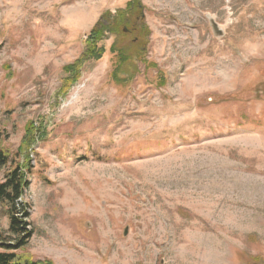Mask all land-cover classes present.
I'll use <instances>...</instances> for the list:
<instances>
[{
    "label": "rangeland",
    "instance_id": "374dc122",
    "mask_svg": "<svg viewBox=\"0 0 264 264\" xmlns=\"http://www.w3.org/2000/svg\"><path fill=\"white\" fill-rule=\"evenodd\" d=\"M0 135L20 254L264 264V0H0Z\"/></svg>",
    "mask_w": 264,
    "mask_h": 264
},
{
    "label": "trees",
    "instance_id": "16d2710c",
    "mask_svg": "<svg viewBox=\"0 0 264 264\" xmlns=\"http://www.w3.org/2000/svg\"><path fill=\"white\" fill-rule=\"evenodd\" d=\"M100 31L101 29L98 25L91 31L89 35L90 40L86 48L87 50L84 51L77 63H79L80 60L83 59L82 57L87 55V53L89 54L96 50V43L98 41L94 40V36H96V34ZM65 72L69 73L70 70L65 68ZM70 75L65 82L67 85L72 78ZM34 132H36L35 134L37 135L38 131ZM42 132L44 131L42 130ZM42 132L40 131L39 137L42 136ZM28 133L29 137L34 135L31 127L28 130ZM34 138L36 139L35 135ZM1 139L2 136L0 135V140ZM37 139L39 138L37 137ZM33 145L34 143L31 148ZM9 159L8 152H5L0 145V166H6ZM28 165L29 163L27 162V166ZM25 178L26 177L21 172V166L19 164L6 176L4 182H0V201L6 203L7 211L5 214L8 217L7 231L0 229V264H54L50 260L36 261L30 255L19 253V250L26 248L28 242L33 236L28 206L21 205L19 203V201L24 197L25 191L29 188V183ZM250 264L261 263L255 259L254 261H250Z\"/></svg>",
    "mask_w": 264,
    "mask_h": 264
},
{
    "label": "water",
    "instance_id": "95a60500",
    "mask_svg": "<svg viewBox=\"0 0 264 264\" xmlns=\"http://www.w3.org/2000/svg\"><path fill=\"white\" fill-rule=\"evenodd\" d=\"M100 21H101V20H100ZM211 22H212V26H213V28H214L215 33H216V34H220V30H219L217 24H216L213 20H212Z\"/></svg>",
    "mask_w": 264,
    "mask_h": 264
},
{
    "label": "flooded vegetation",
    "instance_id": "af4514ba",
    "mask_svg": "<svg viewBox=\"0 0 264 264\" xmlns=\"http://www.w3.org/2000/svg\"><path fill=\"white\" fill-rule=\"evenodd\" d=\"M115 14H116V13H115ZM110 17H111V16H108L107 18H105V17H101L100 20L103 21V23L105 22V24H106V23H108L107 20H108Z\"/></svg>",
    "mask_w": 264,
    "mask_h": 264
}]
</instances>
